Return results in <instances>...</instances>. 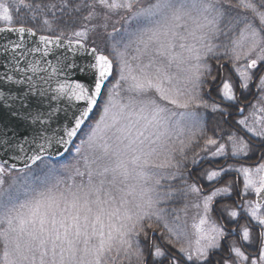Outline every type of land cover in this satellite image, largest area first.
<instances>
[{"label": "snow or ice", "instance_id": "snow-or-ice-1", "mask_svg": "<svg viewBox=\"0 0 264 264\" xmlns=\"http://www.w3.org/2000/svg\"><path fill=\"white\" fill-rule=\"evenodd\" d=\"M96 3L109 13H131L127 22L135 21L136 27L134 30L125 29L119 36L109 33V54L92 49L93 62L89 65L93 74L91 90L81 84H64L58 90L70 93L77 100L87 101L74 126L65 130L67 139L61 137L59 141L67 148L68 144H74V138L80 139L78 131L82 125L87 127L86 139H80L76 147L77 164L49 169L39 185L25 178L22 184L5 189L2 177L6 168L0 163V243L3 245L0 264H116L113 253L116 257L122 256L128 264H147L149 256L154 257L152 264H164L165 260L168 264H182L185 259L194 264H213L210 257L221 248L219 241L228 233L215 225L206 233L203 229L206 218L193 225L199 237L195 249L191 244L187 248L181 246L179 259L175 253L166 256L154 240L149 239L142 221L153 216L161 219L158 210H154L164 199L158 189L163 180L176 178L179 164L173 161L177 153L184 156L186 140L194 137L199 129L198 114L188 110L206 106L197 91L203 86L201 49L213 52L214 45L208 41L221 36L229 38L231 43L224 45L225 54L230 53L229 58L235 62L256 53L247 68H257L260 62H264V0H240V5L251 13L243 18L229 15L220 0H150L140 7H137L139 0H96ZM12 4L18 5L15 8L17 13L21 9L27 11L40 7L28 0H11L9 6L0 3L3 10L0 19L9 23L13 20L10 14ZM89 7L95 9V4ZM32 16L35 17L34 12ZM91 18L92 13L86 17ZM44 23L48 24V21ZM101 26L108 27L106 23ZM3 31L23 33L25 28H0V32ZM230 33L237 35L231 38ZM75 35L84 37L86 33L76 32ZM41 41L45 44L51 42L47 37H41ZM110 56L116 60L118 78L107 87L106 82L113 77ZM235 70L247 89L251 79L248 71ZM121 82L128 83L127 91L134 94L127 104L119 100ZM260 85L264 89V76L260 77ZM105 94L107 100L102 105V113L92 124L95 110L101 107L99 101ZM222 95L228 101L235 99L231 84H222ZM212 108L217 110L214 105ZM260 111L264 112V107ZM252 115V125H248L247 120L239 123L264 143V120L255 119V112ZM122 119L128 122L121 124ZM113 129L115 139L109 144L106 137ZM173 138L179 142V148ZM229 139L232 140L233 156L248 155L250 146L247 143L238 142L231 136ZM206 143L215 145L217 141L208 139ZM98 151L102 152L99 156ZM221 154L226 155L223 145L214 153ZM260 156L264 159V151ZM105 157H111L109 163L99 165L98 161ZM39 158L34 156L31 159L35 162ZM81 161L83 171L78 166ZM169 168L177 171L168 174L156 171ZM228 170L244 175L245 192L254 188L257 196L264 193V163L255 169L259 176L258 186L251 169ZM64 173H70L67 179L72 180V184H67ZM218 175L213 171L208 179ZM76 177H80L79 182ZM62 184L66 187L60 191ZM189 190L199 192L194 185H189ZM215 195L205 198V214ZM260 208L259 203L255 206L249 203L246 208L258 225L256 234L245 226L242 229L245 243L237 246L233 240L228 245L227 255L216 259L214 264H264V215L260 214ZM229 215L234 218L237 213L232 211ZM164 228L175 243H179L180 226L176 225L174 229L165 223ZM141 234L146 245L141 244ZM167 243L175 247L173 239H168Z\"/></svg>", "mask_w": 264, "mask_h": 264}, {"label": "rangeland", "instance_id": "rangeland-1", "mask_svg": "<svg viewBox=\"0 0 264 264\" xmlns=\"http://www.w3.org/2000/svg\"><path fill=\"white\" fill-rule=\"evenodd\" d=\"M149 2L150 0H139V4L137 5V7L147 5V3ZM220 3L224 6L226 12L231 16H236L239 18H243L245 16H251V13L245 10L240 5V0H220ZM98 10H101V12L98 13ZM97 13L99 17L97 19L99 25L94 26V28L91 29L90 31H86V30L81 31V32H85L86 36L80 37L77 40H80L85 43L88 38L92 39L93 46L100 52H103L102 50L103 49L106 50V48H108V52H109V43H110L109 33L114 32L117 36H119V34L125 29L134 30L136 27L135 21H133L131 24L127 22L131 18V13L121 12L119 14H113V13L107 12V10L102 7L101 9H97V11L95 10L94 15ZM0 15H3L2 9H0ZM105 16L108 17L107 20H105ZM0 21H2L0 22L2 24L5 23V21L2 19ZM103 23H106L108 25L106 29L101 26ZM97 31H100V32H97ZM236 35L237 33L229 34L231 38H235ZM208 42L214 45V49H213V52H207L206 49H201L202 54H203V59L200 61V64H201L200 71L202 73L203 86L197 90L200 96V100L206 106L188 110V111H195L198 114L200 118L199 129L197 130V134L194 137H192L190 140H186V143L184 146V156H181L179 153H177L175 161H173V163L179 164V173L176 176V178L163 180L161 182L162 187L158 189L160 196L163 197L164 199H162L161 202L155 206L154 210H158L161 219L157 220L156 217L153 216L150 220L145 219L144 221H142V223L145 225L146 231L149 233V239L151 238V234L154 232L158 234H162L165 237L166 244L168 246H171L173 249H175L178 254H180L179 248L181 246L187 248L189 244H191L193 250L195 249L196 241L199 237H198L197 229L193 227V225H198L201 219L206 218L207 220V223L203 225V229L206 233L210 232L211 228L214 225L216 227L221 228L212 219V206L214 202L217 201L218 199L224 198L231 194V192H229L228 190L224 191L225 188H223V186H220L218 189L211 192L209 195H202L200 190L198 193L191 192L189 190V185H193V184L189 182V178L187 177L188 166L190 165L195 166L196 163L199 164L204 159H208L209 161H212V162H221L228 158L238 160V159H243L249 156V153L248 155H244L243 153H240L237 156L232 155V140L229 139V136L236 138L238 142L242 141L246 143L242 139V137L236 134L235 132H230L229 136L223 135V133H219L217 135L214 129L209 130V128H205V126L208 124V123L205 124V122L207 120H212L209 117L210 116L209 114L215 113L217 110H221V111L223 110V108L217 107L214 105L217 110L213 111V108H212L213 104L208 100L207 95H206L207 89L210 87L209 84L215 83L217 79L220 77L219 69L221 65L223 64L229 65V68L226 65L223 68H226V74H227L226 82L232 85L234 96H235V99L232 101H228L224 99L222 95V88H221L219 91L220 98L227 104L236 103V98L238 94V91L232 79V76L235 77L240 82V85L242 87L244 84V80L240 77L239 73L235 70L236 68L246 69L248 71L249 76L251 77V79L248 81L247 89L243 87L244 90H248L250 88L251 83L254 81V79L258 75L257 77L258 79L257 81H255V85H256V88L260 91V96L259 98H257V102L254 104V106L243 117H237L238 119H236V122L239 124V126L249 136L257 140H261L259 137L253 136L251 133H249L247 131V128L244 125H241L239 121L247 120L248 125H252L253 112L256 113L255 119L264 120V112L260 111V109L264 107V89H261V85H260V77L264 76V62H260L257 68L255 69L247 68V65L250 63L251 59L256 58V53H252V55L247 57V59L242 58L240 61L234 62L232 59L229 58L230 53L228 55L225 54L226 49L224 45L225 44L230 45L231 41L229 38H225L221 36L219 39L210 40ZM89 43L92 44L91 42ZM189 43H194V41H189ZM197 46L199 47V45ZM177 51H179V49H177ZM110 58L113 59V62L115 63V66H116V60L114 59V57L110 56ZM261 68H263V70L259 72ZM229 69H231V71L233 72L232 76L227 71ZM172 71L175 72L176 69L173 68ZM116 78L118 77H117V69L115 68L114 80L107 87L112 86ZM127 89H128V83L121 82L120 89H119L120 90L119 100L121 103H124V104H127L129 97L134 95L133 93L128 92ZM106 100H107V95L105 94L103 96V99L100 102L101 107H98V109L99 108L100 109L99 110L97 109L96 114L90 123L94 124L95 121L99 119V116L102 113V105ZM174 110L183 111L181 109H174ZM136 111L137 112L139 111L138 107ZM132 119L134 120L136 119V117H132ZM127 122H128L127 120H124V119L121 120V124H124ZM141 123H143V121H141ZM119 126L120 125H117V127ZM87 130L88 129L86 127L85 130L80 135L79 137L80 139H86V136L84 135V133L87 132ZM114 132H115V129L111 130L107 134L106 138L109 144H112L114 142V139H115V137L113 136ZM181 138L184 139V137H181ZM80 139H78L75 147L71 150L69 155L62 162L53 163L50 161H42L40 164L37 165V167H34L32 170H28L25 172H18V173H13L6 169V173L2 177L4 180V188L8 189L11 185L22 184L25 178H27L30 183L35 182V184L39 185L40 179H42L45 176V173L49 169H53V168L61 169L65 165H76L77 160L79 159L77 156L76 147L79 146ZM208 139H214L217 141V143L215 145L207 144L206 141ZM173 140L175 142V146L179 148L180 147L179 142L175 141V138H173ZM220 145L224 146L226 155L225 154L214 155V153L218 151V148ZM192 146L196 147L198 149V152L201 151L200 153H197L198 155L197 162H193V160L191 161L188 158L189 149L190 147L192 148ZM101 154L102 152L100 151L97 152L98 156ZM201 154H203L202 158L200 157ZM183 158H186V161ZM110 159L111 157H105L103 160H99L98 164L102 166L103 164L109 163ZM262 163H264V161ZM78 166L81 167L82 171L84 170L82 161ZM257 167L259 166H254V167L250 166V167H245V168L252 170L253 179L257 181V186H258L259 176L255 173V169ZM238 168H244V166H238V165L232 166L231 165L230 167L224 170L210 169V173L213 171H216L219 173V175L211 180L208 179V176H209L208 175L206 182L208 185L209 184L212 185L220 181L224 174H237L243 180L242 189L244 191L243 193L244 196L255 195L254 188H249L245 192V177L242 173L228 170V169H238ZM156 171H163L165 174H168V173L176 172L177 169L176 168H169V169H164V170L158 169ZM69 174L70 173H64V176H65V179L68 185L73 183L72 180L67 179ZM75 179H76V182L80 181V177H76ZM65 187L66 185L62 184L60 186V191H63ZM213 193H216V195L213 196L210 202V205H209V210L207 214H205L204 200L206 197L212 196ZM153 195L155 196V193H153ZM196 205H199V207H196ZM233 211L237 213V216L234 217L235 219H238L240 215H245L249 217V219L251 220L254 226L258 227V225L256 224V221L252 220V218L246 212V209H243L242 211H238L235 209ZM260 214L264 215V211H260ZM177 217H179L178 220H177ZM165 223H167L169 227H173L174 229L176 225L180 226L181 239L179 243H175V239L169 236L167 229L164 228ZM148 225H152V227H147ZM244 227L245 225H243L242 228ZM241 235H242V232H241ZM133 239H135V237ZM139 239L142 245L147 244V241L144 240L143 234H141ZM168 239H173L175 247H173L172 244L167 243ZM221 240L222 238L220 239L219 243H221ZM201 243H206V241H201ZM155 244L157 243L155 242ZM2 254H3V245L2 243H0V256H2ZM112 256L115 257L116 264H128L126 260L122 259V256L116 257L115 253H113ZM185 261L187 263H192V261H187L186 259Z\"/></svg>", "mask_w": 264, "mask_h": 264}, {"label": "water", "instance_id": "water-1", "mask_svg": "<svg viewBox=\"0 0 264 264\" xmlns=\"http://www.w3.org/2000/svg\"><path fill=\"white\" fill-rule=\"evenodd\" d=\"M32 33L28 28L0 32V163L12 170L31 168L43 159H65L77 138L67 148L59 141L67 139L65 130L74 126L87 101L58 90L64 84L89 90L93 85V48ZM41 37L51 42L45 44ZM84 129L82 125L78 137ZM34 156L40 158L33 162ZM262 197L264 193L256 197L261 206Z\"/></svg>", "mask_w": 264, "mask_h": 264}, {"label": "flooded vegetation", "instance_id": "flooded-vegetation-1", "mask_svg": "<svg viewBox=\"0 0 264 264\" xmlns=\"http://www.w3.org/2000/svg\"><path fill=\"white\" fill-rule=\"evenodd\" d=\"M228 73L232 76L233 72L231 69L227 70ZM262 71V70H261ZM260 71V72H261ZM220 77L213 84H209V88L207 89L206 95L208 100L215 106L223 108V110H217L215 113H210L209 117L212 120H208L207 128L209 130L214 129L217 133H223V135L229 136L230 132H235L250 146L249 156L243 159H225L221 162L209 161L208 159L202 160L199 164H195V166H188L187 177L189 178V182L200 190L202 195H209L211 192L218 189L220 186L227 189L231 192L230 195L218 199L214 202L212 206V219L213 221L219 225L228 235L222 238L221 240V248L212 254L210 257L213 261V264L216 259H220L222 256L227 255V249L229 243L233 240L237 242V246H240L244 243L242 240L241 229H243V225L247 226L251 232L257 231L258 227L254 226L249 219V217L245 215H240L238 219H233L229 215L233 210L242 211L249 206H255L257 204L256 194L250 196H244L243 180L237 174H224L220 181L208 185L206 180L207 176L210 174V169L216 170H224L228 167L232 166H244L245 167H254L259 166L264 159H261L260 153L264 151V143L261 140H257L248 134H246L243 129L236 122L237 117H243L257 102V98L260 96V91L256 88L255 79L254 82L251 83L250 88L248 90H244V88L240 85V82L232 76V79L237 88L238 94L236 98V103L227 104L223 100H221L219 91L222 88V84L226 82V68L220 67L219 69ZM257 81V79H256ZM243 109V111H241ZM214 118V119H213ZM222 124V125H221ZM220 129V130H218ZM201 152V151H200ZM198 149L194 146L190 147L188 158L192 161H198L197 153ZM194 155V156H193ZM203 157V154L200 155ZM186 161V158H183ZM206 184H201V182ZM260 211H264V205L261 206ZM233 229L236 231L233 232ZM150 240H154L157 245L161 248L162 251L166 253V256L171 253H175L177 258L181 256L173 249L171 246H168L165 241V237L162 234H158L156 232L151 234ZM156 240V241H155ZM245 249L242 248V251ZM154 251V250H153ZM234 255V254H233ZM153 256L147 257V264H152ZM164 264H168L167 260L164 261ZM182 264H194L187 263L185 260Z\"/></svg>", "mask_w": 264, "mask_h": 264}, {"label": "trees", "instance_id": "trees-1", "mask_svg": "<svg viewBox=\"0 0 264 264\" xmlns=\"http://www.w3.org/2000/svg\"><path fill=\"white\" fill-rule=\"evenodd\" d=\"M28 2L34 5L39 4L40 7L27 11L21 9L20 12L17 13L15 8L18 7V5L12 4V10L10 12L13 16L12 22L8 23L5 21L4 24L0 23V27L24 26L33 29L41 35L77 40L80 37H75L76 32H81L83 30L90 31L94 26L99 25L97 19L99 18L98 13H100L101 10H98V13L95 15L94 13L95 10L97 11V9H101V7L96 3V0H28ZM0 3L9 6L11 0H0ZM92 4H95V9L89 7V5ZM51 5H55V7H50ZM33 12L35 13L34 18L32 16ZM90 13H92V18L86 19V17H89ZM45 20L48 21V24L44 23ZM86 43L89 46H93V41L90 38L86 40ZM102 51L106 55L109 54L108 48ZM201 184L203 185L206 183L202 181ZM255 234L256 232L253 231V235Z\"/></svg>", "mask_w": 264, "mask_h": 264}]
</instances>
